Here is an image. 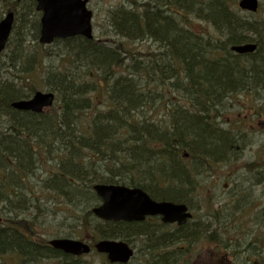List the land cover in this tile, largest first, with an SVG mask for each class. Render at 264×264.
I'll return each mask as SVG.
<instances>
[{
	"label": "trees",
	"instance_id": "obj_1",
	"mask_svg": "<svg viewBox=\"0 0 264 264\" xmlns=\"http://www.w3.org/2000/svg\"><path fill=\"white\" fill-rule=\"evenodd\" d=\"M237 3L124 0L108 16L118 40L58 39L66 61L59 68L43 65L48 51L39 42L36 0L0 2L15 13L2 54L8 61L0 59V264H6L7 255L19 264H86L31 235L37 221L33 213L46 191L65 207L84 211L75 226L91 228L93 242L105 238L132 244L142 238L150 264H175L183 256L180 251L156 252L158 248L196 244L204 237L221 245L217 228L227 219L228 204L210 210V223L194 221L193 213L185 226L172 230L148 221L105 222L91 210L100 202L96 183L139 186L155 200L185 203L193 210L201 173L241 154L245 134L223 124L242 94L254 104L238 106L236 117L245 109L256 119L264 115V20L245 18ZM197 22L209 30H199ZM140 42H150L149 49L133 45ZM248 42L258 45L253 53L231 49ZM40 86L56 94L49 112L11 106ZM103 86L105 108L95 111L102 104L96 92ZM154 105L162 112L160 119L147 115ZM254 172L253 185L264 182L263 167ZM33 181L40 190L29 187ZM240 202L235 199L232 206ZM258 215L264 219V206ZM232 239L227 237L224 245ZM253 245L249 241L246 248ZM223 250L226 260L231 253Z\"/></svg>",
	"mask_w": 264,
	"mask_h": 264
},
{
	"label": "rangeland",
	"instance_id": "obj_2",
	"mask_svg": "<svg viewBox=\"0 0 264 264\" xmlns=\"http://www.w3.org/2000/svg\"><path fill=\"white\" fill-rule=\"evenodd\" d=\"M123 2L124 0L89 1L88 7L94 14V35L97 38L110 42L118 40L109 24L108 16L111 9L116 8ZM259 2L260 5L257 12L248 13L243 10L241 11L242 15L251 20H264V0H259ZM2 9L4 10L3 17L7 12V8L0 4V10ZM197 26L203 32L207 28L209 30V26L205 23L197 22ZM125 44L129 46L131 43ZM148 44L150 42H140L133 45L145 51L149 49ZM45 47L48 54H45L43 65H54L62 68V65L66 62L63 45L54 42ZM31 48H34V44H31ZM2 60L8 61L7 57L4 56ZM1 71L2 78H4L7 71L5 65H3ZM104 87H99L96 92L95 98L102 104L96 105L97 109L95 111L105 108L107 94ZM39 89L43 92L48 91V87L40 86ZM238 98L240 101L238 103L233 102V104L236 103V107H233L234 110H231L230 116L226 115L227 123L223 125L225 127L232 126L245 134V148L239 156L231 158L226 164L215 163L210 168H207L205 172H202L198 177L200 184L196 187L191 200L194 205L192 212L195 217L193 220L198 221L200 218H205L206 223L212 221V218L208 217L210 210L228 204L226 206L228 210L226 209L223 213L227 219L226 221L223 219V224L217 228L222 233L221 245L212 244L207 237H204L196 244L184 242L177 244L176 247L172 245L156 250V252H162L163 250L183 252V256L175 264H264V219L258 215L264 206V182L253 185L255 182L253 175L256 174L254 172L256 167L261 166L264 169V115L256 119L250 111L245 109L236 117L238 106L249 108L250 105L254 104L253 98L248 95L242 94ZM47 111L49 112L50 109H47ZM147 115L154 119H160L162 112L154 105L148 107ZM45 169L49 171L47 165ZM48 171H45V173ZM29 187L41 189L40 183L34 181ZM37 195L41 196V194ZM52 195V193L46 191L41 200L40 209L35 210L33 213V215L37 216V221L31 226L32 228L34 227L35 231L31 235H35L34 238L37 241L45 244H48L54 238L70 237L83 239L93 245L95 242H93L91 237L94 231L91 228L82 230L80 227L75 226L80 221V216L84 215V211L73 208V206L67 208L59 199ZM235 199L241 201L239 206L237 204L232 206V201ZM148 222L153 224V226L160 223L157 217L149 218ZM173 228V226H166L162 229L172 230ZM227 237L234 239L225 246ZM249 241L254 243V245L247 249L246 244ZM144 244L145 241L142 238L132 243L135 254L128 264H150L148 257L151 255ZM225 247L231 253V256L226 260L224 259L225 252L223 250ZM80 260L86 264H111L105 255L99 254L95 250L90 254L81 256ZM4 261L6 264H19L18 259L13 257V255H7ZM36 264H59V261L48 260L45 263L41 261Z\"/></svg>",
	"mask_w": 264,
	"mask_h": 264
},
{
	"label": "water",
	"instance_id": "obj_3",
	"mask_svg": "<svg viewBox=\"0 0 264 264\" xmlns=\"http://www.w3.org/2000/svg\"><path fill=\"white\" fill-rule=\"evenodd\" d=\"M1 1V0H0ZM89 0H36V8L42 13L39 42L50 44L55 39L83 36L93 38V12L88 8ZM259 0H239L240 9L255 13L259 9ZM15 18L13 11L7 12L0 20V58L11 36ZM239 54L252 53L257 43L249 42L231 46ZM55 102L51 91H36L28 99L12 103L18 110L42 113ZM94 191L101 203L93 207L92 212L104 221H143L147 216L160 215L164 223L185 224L192 217L185 203L168 200H155L139 186L124 184L97 183ZM55 249L67 254L81 256L91 252V246L72 238H55L49 241ZM99 253L107 255L112 263H128L134 255L133 248L124 240L101 239L95 244Z\"/></svg>",
	"mask_w": 264,
	"mask_h": 264
},
{
	"label": "bare ground",
	"instance_id": "obj_4",
	"mask_svg": "<svg viewBox=\"0 0 264 264\" xmlns=\"http://www.w3.org/2000/svg\"><path fill=\"white\" fill-rule=\"evenodd\" d=\"M3 0H1L0 2H2ZM90 1V0H89ZM88 4H89V2H88ZM36 10H37V8H36ZM38 11V10H37ZM39 12V11H38ZM14 23H15V18H14V22H13V26H12V30H13V27H14ZM11 34H12V31H11ZM84 38H86V37H84ZM86 39H93V38H86ZM63 48H64V45H63ZM15 101H17V100H14V101H12V103L13 102H15ZM12 103H11V106L13 107V105H12ZM14 108V107H13ZM14 109H16V108H14ZM16 110H18V109H16ZM19 111H24V112H31V111H25V110H19ZM31 113H33V112H31ZM36 114V113H35Z\"/></svg>",
	"mask_w": 264,
	"mask_h": 264
},
{
	"label": "flooded vegetation",
	"instance_id": "obj_5",
	"mask_svg": "<svg viewBox=\"0 0 264 264\" xmlns=\"http://www.w3.org/2000/svg\"><path fill=\"white\" fill-rule=\"evenodd\" d=\"M158 218H160V217H158ZM171 226H173V227H179L176 223H174V224H170ZM175 229V228H174ZM174 251V250H173Z\"/></svg>",
	"mask_w": 264,
	"mask_h": 264
}]
</instances>
